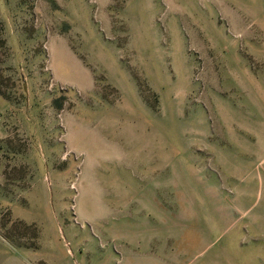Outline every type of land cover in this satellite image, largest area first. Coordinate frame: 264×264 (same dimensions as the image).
Segmentation results:
<instances>
[{
  "label": "rangeland",
  "instance_id": "obj_1",
  "mask_svg": "<svg viewBox=\"0 0 264 264\" xmlns=\"http://www.w3.org/2000/svg\"><path fill=\"white\" fill-rule=\"evenodd\" d=\"M0 264H264V0H0Z\"/></svg>",
  "mask_w": 264,
  "mask_h": 264
}]
</instances>
